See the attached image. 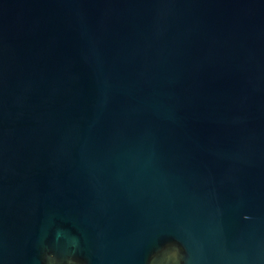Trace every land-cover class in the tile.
Returning a JSON list of instances; mask_svg holds the SVG:
<instances>
[{
	"label": "water",
	"instance_id": "95a60500",
	"mask_svg": "<svg viewBox=\"0 0 264 264\" xmlns=\"http://www.w3.org/2000/svg\"><path fill=\"white\" fill-rule=\"evenodd\" d=\"M0 264H264V0H0Z\"/></svg>",
	"mask_w": 264,
	"mask_h": 264
}]
</instances>
